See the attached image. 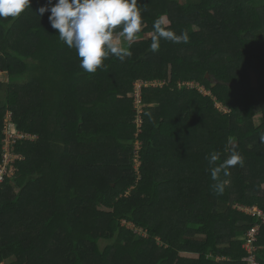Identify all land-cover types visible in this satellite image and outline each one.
<instances>
[{
  "label": "trees",
  "instance_id": "1",
  "mask_svg": "<svg viewBox=\"0 0 264 264\" xmlns=\"http://www.w3.org/2000/svg\"><path fill=\"white\" fill-rule=\"evenodd\" d=\"M47 4L0 19V165L9 116L36 138L13 146L20 159L0 190V264H245L257 225L264 264V224L238 209L264 212V0H138L132 55L95 73L40 16ZM159 17L189 43L153 52ZM226 149L244 164L221 177V195L207 157Z\"/></svg>",
  "mask_w": 264,
  "mask_h": 264
},
{
  "label": "clouds",
  "instance_id": "2",
  "mask_svg": "<svg viewBox=\"0 0 264 264\" xmlns=\"http://www.w3.org/2000/svg\"><path fill=\"white\" fill-rule=\"evenodd\" d=\"M31 0H0V19L17 18L30 6ZM50 12L51 27L58 30L59 39L69 48H75L80 58V67L87 73L102 68L104 60L114 55L121 61L132 55L131 42L137 39L142 29L143 18L138 0H48L39 9V14ZM155 36L150 48L159 51L160 41L189 43L187 31L177 35L165 26L163 17L153 23ZM123 42H127V47ZM232 143L231 138L228 141ZM226 159L220 161V153L211 152L208 157L209 173L217 194H223L230 169L243 166V157L235 150H229Z\"/></svg>",
  "mask_w": 264,
  "mask_h": 264
},
{
  "label": "built area",
  "instance_id": "3",
  "mask_svg": "<svg viewBox=\"0 0 264 264\" xmlns=\"http://www.w3.org/2000/svg\"><path fill=\"white\" fill-rule=\"evenodd\" d=\"M148 83H144V82H139L135 84V91H134V99H135V103L136 105H138L136 108L138 110V108H140L141 106V102H142V87L143 86H148ZM152 86H156V84H152ZM138 114H141V111H138ZM7 123V128L4 132L5 138L7 140V142H14V144L11 146L12 150L9 151L5 148V146L3 147V162L0 165V190L4 184V182L6 181V178H10L11 177V173L16 171L15 166L13 165L15 160L20 159V156L17 154L13 153V146L16 144V142L18 140H34L36 139L35 137H30L28 134H23L17 130H15L12 126V120L9 118L6 120ZM137 126H138V134L141 133V118L137 117ZM7 130H14V133L17 134L15 138L9 137L7 135ZM8 138V139H7ZM140 144V143H137ZM140 148L139 146H136V150H138ZM137 159V158H136ZM139 167V162H137L136 160V168L138 169ZM238 209L249 215L252 217H257L259 219H261L262 223L264 224V212L256 207L253 208H248V207H242L239 206ZM259 228V226L257 225L256 227H254L250 232H248L247 236L245 237V243L243 244V248L244 250L247 252V256L244 259L245 264H261L260 260H259V247L257 245V238L255 237V232L256 230Z\"/></svg>",
  "mask_w": 264,
  "mask_h": 264
},
{
  "label": "rangeland",
  "instance_id": "4",
  "mask_svg": "<svg viewBox=\"0 0 264 264\" xmlns=\"http://www.w3.org/2000/svg\"><path fill=\"white\" fill-rule=\"evenodd\" d=\"M164 19V22H165V24H166V26H168L169 25V23H170V21H169V18L168 17H164L163 18ZM35 20H39V18H37V19H35ZM29 22H30V20H27L26 22H24L22 25H21V27L22 26H24V28H27V27H29ZM144 28L145 27H142V29L141 30H144ZM123 43H125V42H123ZM5 79H4V75H2V74H0V83L2 82V81H4ZM191 87H194V86H192V85H190ZM204 93L206 94V92L204 91ZM23 96V100H24V103H25V107L27 108L29 105H28V102L30 103V101H29V98H28V95H27V93H25V94H23L22 95ZM39 100H40V98H38L37 100H36V103H39ZM134 105L137 107L138 105H136V103H135V101H134ZM25 108V109H26ZM9 115V114H8ZM7 115V116H8ZM260 118H261V116H257L256 118H255V123L257 124V125H259L260 124ZM5 132V131H4ZM4 134V133H3ZM7 135H8V138L9 137H12V138H15L16 137V135L17 134H15L14 133V130H12V131H10V130H7ZM7 138V139H8ZM2 144H3V147L5 146V148L7 149V150H9V151H11L12 150V145L14 144V142H7V140H6V138L5 137H3L2 138ZM140 144H137L136 146H139ZM15 172L16 171H14V172H12L11 174V177L10 178H12V177H14V174H15ZM82 207H83V204H82ZM81 214H83V216H82V226L81 227H85L84 229H83V231H85L83 234H85V233H87V232H92L94 235H95V230H92V223H91V220H90V218H89V216L87 215V214H85V216H84V213H83V210H82V213ZM100 223V221L99 222H97V225ZM122 225H125V223L123 222L122 223ZM128 229H129V227H133V226H131V224H129L128 226H126ZM91 233V234H92ZM62 246V245H61ZM113 252V251H112ZM111 252V253H112Z\"/></svg>",
  "mask_w": 264,
  "mask_h": 264
},
{
  "label": "water",
  "instance_id": "5",
  "mask_svg": "<svg viewBox=\"0 0 264 264\" xmlns=\"http://www.w3.org/2000/svg\"><path fill=\"white\" fill-rule=\"evenodd\" d=\"M245 225L247 226L248 224L245 223V222H240V223H239V226H245Z\"/></svg>",
  "mask_w": 264,
  "mask_h": 264
}]
</instances>
